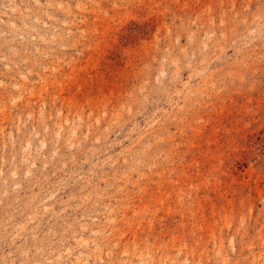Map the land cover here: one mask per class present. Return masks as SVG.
<instances>
[{
	"label": "rangeland",
	"instance_id": "1",
	"mask_svg": "<svg viewBox=\"0 0 264 264\" xmlns=\"http://www.w3.org/2000/svg\"><path fill=\"white\" fill-rule=\"evenodd\" d=\"M0 264H264V0H0Z\"/></svg>",
	"mask_w": 264,
	"mask_h": 264
}]
</instances>
